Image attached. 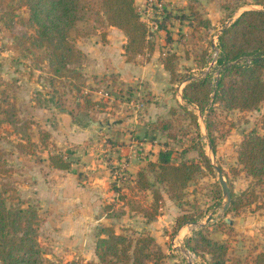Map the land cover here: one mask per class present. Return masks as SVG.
Masks as SVG:
<instances>
[{"label":"rangeland","instance_id":"rangeland-1","mask_svg":"<svg viewBox=\"0 0 264 264\" xmlns=\"http://www.w3.org/2000/svg\"><path fill=\"white\" fill-rule=\"evenodd\" d=\"M260 1L189 0L186 11L180 8L171 15L172 11L166 9V13L154 19L151 23L153 33L148 35L152 47L135 54L134 60L149 59L154 49V60L162 64L166 56L173 54L175 67L173 81V75L167 70L169 80L157 90V105L151 104L155 111L149 107L156 96L148 81L139 77L128 82L116 72L85 71L82 51L78 61L72 64L76 72L61 69L55 73L50 50L35 41L37 26L29 19L26 2L0 0V160L4 166L11 167L4 178L12 183L11 186H15L17 179L26 188L31 185L30 175L37 174L38 168L46 171L44 154L61 153L67 159L68 152H74L77 144L66 147L70 151L60 146L65 144L63 135L57 137L60 145L51 141L47 128L56 125L54 112L68 113L74 123L91 132L94 130L98 137L94 140L98 141V148L89 161L93 168L79 170L77 164L72 170L77 183L84 187V194L79 192L76 181L75 193L57 200H41L33 191L15 187L4 194L7 205L36 208L40 218L41 250L43 256L52 261L46 264L72 258L96 259V240L103 235L100 231L105 225L126 235H152L165 252L158 264H255V254L264 250V205L261 204L264 192L260 191L251 203L223 211L225 196L217 172L213 166L210 170L205 165L199 152L202 148L211 162L221 166L232 196L247 189L250 179L237 161L236 149L247 131L263 130L264 101L252 109L226 107L219 101L208 113L202 114L193 104L187 105V109L183 107L181 88L188 76L200 77L208 72L212 77L219 75L220 65L216 61L219 33L242 10L264 9V1ZM167 21L171 22L170 28L166 27ZM163 26L161 36L168 43L159 45L155 31ZM97 28L77 36L75 45L84 46L83 40L95 34L106 41L107 26ZM242 61L249 62V57ZM31 100L35 101L32 105L51 108L53 114L48 115L47 110V115L30 114ZM13 114L14 119H18L15 124L10 122ZM206 122L215 140L214 152L208 145ZM143 134L147 137V145L139 143ZM129 135L135 139L139 136L132 150L127 149ZM91 141L92 135L87 142ZM85 149V146L76 148L78 153L72 160L75 164L81 162ZM183 160L198 162L201 168L175 197L168 195L163 184L154 181L163 197L155 216L150 218L152 189L137 187V170L145 169L153 181L157 169H152L150 161ZM182 212L197 216L195 220L205 227L202 229L204 235L227 245L223 263L219 256L211 257L207 251L210 246H205L194 233L202 226L187 221L180 229L176 227V217ZM207 215H211L208 221ZM225 216L232 220L231 223L224 222ZM188 236L190 244H196L197 249L186 245Z\"/></svg>","mask_w":264,"mask_h":264},{"label":"trees","instance_id":"trees-1","mask_svg":"<svg viewBox=\"0 0 264 264\" xmlns=\"http://www.w3.org/2000/svg\"><path fill=\"white\" fill-rule=\"evenodd\" d=\"M24 1L28 5L29 19L37 26L35 41L38 45L45 44L50 50V61L55 73H59L61 69L76 72L72 64L80 58L81 50L75 45V38L97 30L98 26L113 25L124 32L126 39L123 48L128 61H133L135 54L141 53L145 47H152V41L148 38V35L153 33L152 29L141 17L134 0ZM262 1L264 0L259 3H263ZM218 37L219 75L212 77L208 72L200 77H191L182 87V98L186 104L195 105L202 114L208 113L219 101L226 107H257L264 101V9L242 10L222 29ZM172 55L166 56L163 62L164 68L173 75L171 81L175 73ZM245 57H249V62L242 61ZM183 107L188 108L187 105ZM14 116L15 114L10 119L12 124L18 121ZM193 118L197 122L195 113ZM208 124L206 122L209 142L215 151V140ZM23 125L25 128L29 127L27 124ZM236 152L237 161L250 180L247 189L231 197L226 212L238 209L244 203H251L260 191L264 192V126L261 132L255 129L247 131L238 143ZM199 154L203 157L205 165L212 170L210 159L202 148ZM48 159L54 167H70V161L61 153H49ZM3 164L0 160V264L52 262L43 256L38 240L40 218L36 208L31 205L23 207L6 203L4 194L15 188L4 178L11 167ZM149 165L153 166V170L157 169L153 175L154 180L150 181L146 170L139 168L135 183L139 188L152 189L153 208L149 213L152 218L157 211L158 202L163 197L154 181L163 184L170 197L178 196L201 165L192 160L150 161ZM222 171L224 172L223 169ZM261 204L264 205V200ZM195 219L197 216L182 212L176 217V227ZM204 228L202 226L195 229L194 233L205 246H210L207 251L211 257L219 256L220 262L223 263L227 245L204 235ZM100 234L103 235L98 237L95 244L96 259L72 258L67 261L59 260L56 264H158L165 256L160 244L150 234L126 235L116 232L111 225L101 228ZM190 239V236L185 239L188 246L191 245ZM191 247L197 249L198 246L195 244ZM253 261L255 264H264V250L258 251Z\"/></svg>","mask_w":264,"mask_h":264},{"label":"crops","instance_id":"crops-1","mask_svg":"<svg viewBox=\"0 0 264 264\" xmlns=\"http://www.w3.org/2000/svg\"><path fill=\"white\" fill-rule=\"evenodd\" d=\"M189 0H134L135 4L137 5L138 9L141 12V17L147 21L148 23L154 22L156 17H159L161 13H166L167 11H172L174 14L177 9L181 8V11H186L187 9V3ZM162 11V12H161ZM181 20V19H180ZM183 20V19H182ZM171 22L167 21L166 27H171ZM179 26H182L184 24L180 23ZM163 27H158L156 29L155 33L158 37L157 44L163 45L166 42L162 35ZM107 33L105 35L106 41H101L99 38H97V34L95 36H91L89 38H85L83 42L85 43L84 46L78 44L79 48L82 49L83 52V62L82 66L84 70L96 73V74H103V73H109V72H116L117 75L123 80V81H134L138 79L139 77H143L148 83L150 84V89L153 94H155L156 98L155 100L150 103V109L153 105H157V99L158 89H160L163 85H165L168 80L169 76L167 75V69L164 68L163 64L161 62H158L157 60H154V56L156 55V51L151 52V57L149 59H146L145 61H140L138 58L133 61H128L125 58L123 44L125 42V34L124 32L113 25H109L106 28ZM98 49V52H97ZM86 56V57H85ZM131 84V83H130ZM182 92V88H181ZM182 97V94H181ZM183 99V98H182ZM184 100V99H183ZM35 101L31 100V110L30 114L34 115H42L43 113L46 114V110L49 112L48 115L53 114L51 108H46L44 106H35L32 105ZM182 105H189L182 103ZM194 107H196L194 105ZM197 108V107H196ZM155 110V109H154ZM198 110V109H197ZM157 111V110H155ZM56 116V125L55 127L47 128V131L49 133L50 139L52 142L58 144L57 137L63 135L66 140L65 144H61L60 146H63V149L68 150L66 147H70L74 144H77L76 147H73L74 152L70 153L68 152V157H66L68 160H70V167L69 168H57L49 164L48 159V153L44 154V169L46 170L43 172L40 168H38V173L34 175H30L31 185L27 186L26 188H23L22 184L19 180L15 179L13 176V179H15V188L18 190L24 189L23 191L30 190L34 192V195H36L37 198L43 200H55L56 198H63L65 196H70L75 193L77 189H75V181L76 184H78V190L83 191L82 194H84L86 191L84 190V187L81 186L80 183H77V178L75 176V171L72 172L74 169V166H77V164L80 166L78 169H92L93 165H90L89 162L91 159V155L94 153V151L98 148V141L94 142V140H97V136L91 130L86 129L85 127H79L76 123H74L71 118L68 116V113H58L54 112ZM76 124V125H75ZM75 126H78L77 128ZM91 142H87L88 139L91 138ZM117 137V136H116ZM128 137V135L126 136ZM131 135H129V138ZM139 136L137 137V139ZM134 137H131L128 142L127 149H131L134 146L135 143H138V140ZM139 143L147 145V137L143 134V136L140 137ZM82 142V144H80ZM81 146H85L86 149L83 151L81 156V162L74 163L72 160L74 159L73 156L77 154L76 148ZM86 152V153H85ZM8 159V158H7ZM9 160V159H8ZM85 162H89L87 165H85ZM45 174V175H43ZM54 174L58 176V178H54ZM72 175V176H71ZM61 176V177H60ZM71 176V177H70ZM62 178V179H61ZM71 178V179H70ZM33 188H32V187ZM66 188L64 189V187ZM31 187V189L29 188ZM81 187V189H80ZM65 195V196H64ZM57 200V199H56ZM232 221V220H231Z\"/></svg>","mask_w":264,"mask_h":264},{"label":"water","instance_id":"water-1","mask_svg":"<svg viewBox=\"0 0 264 264\" xmlns=\"http://www.w3.org/2000/svg\"><path fill=\"white\" fill-rule=\"evenodd\" d=\"M190 78H191V77H188L187 79H190ZM200 113H201V112H200ZM208 145H209L211 151L214 152V150H213V148H212V146H211V144H210L209 141H208ZM208 157H209V156H208ZM209 159H210V157H209ZM210 163H211V165L215 168V170H216V172H217V178H218V181H219V183H220V185H221L222 192H223V194H224V196H225V200H224V202H223V204H222V209H223V211H226V210L228 209L229 205H230L231 197H232V193H231V190H230V187H229L227 181L225 180V177H224V174H223V172H222V168H221V166L218 165V164H215V163L211 162V159H210ZM210 218H211V215H207V217H206V221H208ZM224 220H225L226 222L231 223V219H230L229 217H227V216L224 217ZM189 222H190V223H193V224H199L200 226H203V223H199V222H197L196 220L188 221L187 223H189ZM181 227H182V226H181ZM181 227H179V229H180Z\"/></svg>","mask_w":264,"mask_h":264},{"label":"built area","instance_id":"built-area-1","mask_svg":"<svg viewBox=\"0 0 264 264\" xmlns=\"http://www.w3.org/2000/svg\"><path fill=\"white\" fill-rule=\"evenodd\" d=\"M147 23H148V22H147ZM148 24L150 25L149 27H150L151 29H153V26H151V23H148ZM155 26H156V25H154V27H155ZM214 45H215V44H214ZM219 52H220V47L218 46V47H217V50H216V54L219 55ZM216 61H217V58H216ZM188 77H193V76H188ZM188 77H187V78H188ZM188 80H189V79H188ZM189 254H190L191 256H194V253H193V252H190V251H189Z\"/></svg>","mask_w":264,"mask_h":264}]
</instances>
